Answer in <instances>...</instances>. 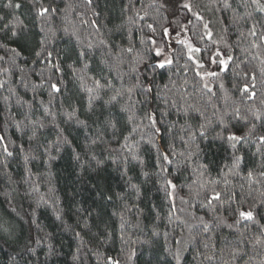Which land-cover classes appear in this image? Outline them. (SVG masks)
<instances>
[{
    "label": "trees",
    "instance_id": "trees-1",
    "mask_svg": "<svg viewBox=\"0 0 264 264\" xmlns=\"http://www.w3.org/2000/svg\"><path fill=\"white\" fill-rule=\"evenodd\" d=\"M261 8L0 0V264H264Z\"/></svg>",
    "mask_w": 264,
    "mask_h": 264
},
{
    "label": "snow or ice",
    "instance_id": "snow-or-ice-1",
    "mask_svg": "<svg viewBox=\"0 0 264 264\" xmlns=\"http://www.w3.org/2000/svg\"><path fill=\"white\" fill-rule=\"evenodd\" d=\"M17 7H19V5H17ZM184 7L187 8L188 5L185 4ZM260 10H261V11H264V8H261ZM252 35H255V31H254V30H253V32H252ZM37 55H39V53H37ZM169 63H170V61H169ZM158 67H161V68H162V67H164V65H163V64H159ZM52 88H53V90L58 91V88H57V86H56L55 84L52 85ZM245 91H247V89H245ZM250 98H251V97H250ZM201 135H203V133H201ZM241 139H242V137H238V136H235V135H230V136L228 137V140H229V141H234V142H236V143H239ZM260 141H261V143H264V136L260 137ZM233 146H235V145H233ZM164 159L167 160V157H165ZM213 199H219V196H214ZM240 216H241L242 218H244V219H248V220L253 219V214H252L251 211H249V212H247V213H245V212L242 211V212H240Z\"/></svg>",
    "mask_w": 264,
    "mask_h": 264
},
{
    "label": "rangeland",
    "instance_id": "rangeland-1",
    "mask_svg": "<svg viewBox=\"0 0 264 264\" xmlns=\"http://www.w3.org/2000/svg\"><path fill=\"white\" fill-rule=\"evenodd\" d=\"M168 40H170L172 43H175L177 41H180L181 39H183L182 34H179L177 29H171L168 32Z\"/></svg>",
    "mask_w": 264,
    "mask_h": 264
}]
</instances>
